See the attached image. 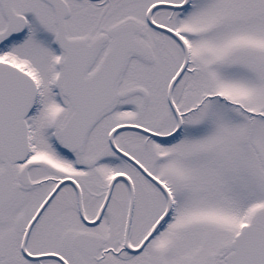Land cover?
Instances as JSON below:
<instances>
[{"label":"snow or ice","instance_id":"snow-or-ice-1","mask_svg":"<svg viewBox=\"0 0 264 264\" xmlns=\"http://www.w3.org/2000/svg\"><path fill=\"white\" fill-rule=\"evenodd\" d=\"M0 264H264V0H0Z\"/></svg>","mask_w":264,"mask_h":264}]
</instances>
